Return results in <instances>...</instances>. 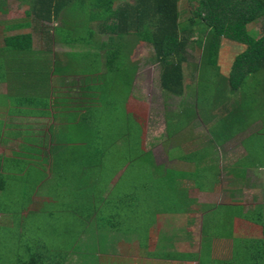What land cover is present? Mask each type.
<instances>
[{"label": "crops", "instance_id": "obj_1", "mask_svg": "<svg viewBox=\"0 0 264 264\" xmlns=\"http://www.w3.org/2000/svg\"><path fill=\"white\" fill-rule=\"evenodd\" d=\"M19 1L29 7L12 10ZM33 9L29 1L0 0V14L6 16L0 27L7 32L5 47L0 50V216L10 211L19 221L21 234L37 233L25 239L26 256L17 263L242 264L249 259L245 250L262 236L248 239L241 233L252 228L259 231L261 225L254 223L259 216L264 217L258 200H264V69L252 73L247 66L230 81L231 70L226 74L215 72L218 61L204 65L203 50H199L200 64L193 74H187L183 64V80L169 91L160 80L165 95L177 100L174 107H168L167 102L161 106L167 112L166 129L168 114L177 117L166 145L177 143V135L186 138L184 145L181 140L175 147L169 146L173 153L182 149L180 154L172 157L164 148L156 154L148 150L147 127L149 120L157 117L150 103H144L149 114L143 116L146 127H142L143 138L138 140L143 150L132 153L136 146L104 134V117L99 111L111 103L102 100L104 94H100L98 83L85 85L83 78L88 73H83L81 82L71 83L76 71L70 59L85 66L97 58L98 68L92 75H98V70L107 68V45L114 53L115 67H120L117 71L129 65L125 77L132 78L127 87H135L138 65L131 62V57L138 35L132 25L136 18L128 17L130 26L123 24L122 37L116 26L101 33L97 25L96 31L88 33L89 40L79 43L93 50L63 52L66 59L57 47L78 32L71 33L61 21L31 16ZM180 23L184 25L185 21ZM186 23L190 24L189 17ZM200 33L203 38L204 32ZM263 35L264 29L254 34L255 38ZM142 43L151 53L148 43ZM245 50L238 48L235 53ZM232 54L221 47L218 59L226 57L233 67ZM214 74L230 89L201 102L202 89H208L206 80ZM118 83L121 86L120 80ZM75 89L81 94L76 96ZM254 111L256 115L247 119ZM90 141L96 152L87 147ZM144 151L150 159L139 161ZM162 155L168 167L183 164L189 170L167 168L163 172V166L155 161ZM107 160L113 170L111 176L105 167ZM116 179V194H109L113 188L106 186ZM219 197L223 199L217 204ZM211 200L216 203L210 204ZM258 201V207H253L251 202ZM61 203L65 204V214L54 217L53 210ZM27 210H35L32 218ZM46 211L52 219L45 227ZM103 211L107 220L100 223ZM75 212L78 220L72 223L69 213ZM52 225L60 227L61 240H47ZM153 228L159 236L147 245L145 235ZM187 247L198 253H191Z\"/></svg>", "mask_w": 264, "mask_h": 264}, {"label": "rangeland", "instance_id": "obj_2", "mask_svg": "<svg viewBox=\"0 0 264 264\" xmlns=\"http://www.w3.org/2000/svg\"><path fill=\"white\" fill-rule=\"evenodd\" d=\"M194 5H196V4H194ZM24 6L29 7L26 3L19 1L15 6H13L12 10H14L15 7H18V9L23 11V8H25ZM179 6H180V14H181L180 20L182 22L185 21L184 25L187 27L186 30H184V31L182 30L183 34H181V36H182V38H186V39L188 38L189 39V42L187 45L188 47H187V50L185 51V58H186V61L184 62V66L186 67L185 71L187 74H190V73L193 74L194 71L196 70L197 65L200 64L201 56H200L199 50L200 51L203 50L202 51V59L205 60L204 65L210 64L208 62L210 55H208V53L206 54V50H204V48H202L200 46L201 45V42L199 41V39H201L200 38L201 33H199L200 31L194 25L186 23V21L188 19V15H189V13L187 12L188 10H186L189 7L188 0H179ZM88 13L89 12H86L85 15H88ZM5 20H6V16L2 15V13H1L0 14V25H2ZM69 20H70V26H69L68 30L71 33L78 32L81 29L82 30L78 33L77 36H73L72 38H69L66 41L67 42L66 44L63 43L62 41H60V47H57V52H60V54H62V56L65 57L63 55V52H67L70 54H76V53H83V51H85L87 49H88V51H92L93 50L92 47H89V46H86L83 44H79V43L82 41V39L89 40V37H88L89 34L88 33L94 29L96 31L97 23L91 25V27H90L89 22H87L89 20L88 18H87V21H79L80 20L79 15H73V13L69 16ZM76 23H77V25H76ZM251 23H253V22H251ZM250 24H248V27H247L248 28V34L251 37L255 38L256 36H254V34L256 35L257 32L263 31L264 17L259 18L253 24H251V25ZM110 34H113V33H110ZM6 37H7V32H5L4 27L1 26L0 27V50L5 47L4 40ZM108 38H109L108 35H105L103 37V39L106 41L108 40ZM210 38H211V36L208 33H207V35L204 33L203 39L205 41H204L203 45H206ZM257 39H259V38H257ZM144 41L145 40L143 39V35L139 34V33H138L137 37L134 38V45H135L134 50H135V52H134V56L131 57V62L135 63V65H138V77H137V82H136L135 87L134 86H131L130 88L127 87V83L129 81V79L132 78L131 75L123 78V82L121 81L120 82L121 86H119L118 80L115 79V77H116V72H114L115 69H113V71L109 72L108 78H110V79H106L104 81H101V83H99L98 75L92 76L90 79L86 75L83 78V81H85V85H89L90 83L91 84L98 83L100 86V89H99L100 94L103 95V93H105V92L107 93L105 96L104 95L102 96V99L104 101L110 102L111 105L109 107L107 104H105L104 109H101L99 112H101L100 113L101 117H104V119H105V120L103 119L102 123H104V126L103 125L102 126H103V130H104L103 132H104V134L107 135L108 138L109 137L115 138V140L117 141V139L120 137V140L124 139V141L127 145L133 144L134 146H136L134 148V149H136V151H133L132 153L143 150L142 147L140 146V144H138V140L143 138L142 127H146V124L143 125V122H144L143 116L144 115L147 116L149 114L148 106L145 105L144 103H146V104L150 103L151 106L154 108V110H155L154 113L157 115V117L155 118V120H149L150 125H149V127H147L146 145L148 147V150L153 151L156 154L157 151L164 148V149H166L165 154L173 157L174 155L180 154L178 152H180L182 149H180V150H178V148L174 149L176 151H175V153H173L172 150H170L171 148L169 146L175 147V145L178 142H180L181 140L182 141L180 142V144L183 143V145H184L187 142H186L185 137H181V136L177 135L174 138L177 143H170V144L166 145V143H168V139H169L168 138V132H171L174 128H176V126H174V124L176 123L177 117L173 114H170V113L168 114L169 115V124H168V129H166L167 128V124H166L167 123V112H164L163 107L161 106V103L167 102L168 107H174V103L176 104L177 100L169 99L168 96L165 95L166 92L160 87V80H161L160 65L157 62L156 63L151 62L150 54H152V52L151 53L148 52V50L145 48L144 43H142ZM46 45L48 46V44H46ZM228 47H231V45H226V47H224L223 49H226L227 51H230V53L235 54V51H237V49L241 46L238 45L235 48H228ZM244 48L246 49L247 45ZM153 54H154V51H153ZM234 54H232V56H230V58H233V56L236 57V56L240 55V53H236L235 55ZM65 58L68 59L67 57H65ZM98 61L99 60L96 58V61L90 60V61L86 62L85 66H81V65H78V63L75 60L70 59V63H71V65H73L74 71H76V74L74 73V75L71 76V83L76 82V81L78 83V80L81 82V76L83 75V73H85L86 70H90L91 72H96V70L98 68ZM216 61H218L219 66L215 72L218 73L219 71H223V73L226 74V73L230 72V70H233L232 67H229L230 63L226 61V57H224V59H222V58L217 59ZM124 62H125V59L123 58V63ZM105 66H107V67L114 66L115 67V64L113 63L111 65L108 64ZM117 68H120V67L117 66ZM128 69H129V65H126L123 68V71H124L123 76H125L127 74ZM102 72L107 73V68L105 69V71L103 68ZM89 75H91V74H89ZM1 77H2V73H0V78ZM217 77L218 76H216V74H214V77H212L210 80H208V79L206 80L208 89H202L203 90V98L200 96L201 102H203L204 100L211 97V95H215L216 93H218L222 89H227V90L230 89L228 85H225V80L223 78H219L217 81V79H216ZM247 79H249V78H247ZM123 83L125 86H123ZM73 93L76 94V96L81 94V92H77L76 89L73 90ZM122 94H126L125 99H124L125 95L122 96ZM119 99H124V101L121 103V102H119ZM214 100H215V98H214ZM200 110L201 109L199 107V111ZM246 112H247V110H246ZM255 115H256L255 111L250 112L249 116H247V119H251V117L255 116ZM171 125H172V128L170 127ZM100 126H101V124H100ZM209 126H210V129H211V127H213V125H211V124ZM207 129L210 130L208 127H207ZM218 129H219V125H218ZM125 136H127V137H125ZM260 138H263V137L260 136ZM100 143H101V140L99 141V144ZM87 147L89 148V150L93 151L91 141L87 143ZM1 149H2V146H0V153H1ZM166 151H167V153H166ZM93 152H96V150ZM147 154L148 153L144 151L143 152L144 157L142 159H139V161H141L143 159L145 161H148L150 158L146 156ZM154 155H153V157H154ZM155 158H156V156H155ZM165 160H167V159L163 155H162L161 159H157V160L155 159V161H157L156 163L161 164L163 166V169H162L163 172L167 168H168V170H172V171H175V170L187 171V170H189L188 168H186V166L184 167L183 164H172V165H169V167H168V165L165 163ZM105 167L109 171V176L113 175V170L110 168V163L108 162V160L106 161ZM198 171H200V172L203 171L202 165L199 166ZM162 175H164V174H162ZM116 182H117V179L113 184H111L110 186H106V187L113 188L114 185L116 184ZM142 182H144L143 179H141V183ZM127 183H129L131 185L132 181L128 180ZM120 186L122 187V186H124V184L122 183ZM102 190H103V188H102ZM115 191L116 190L113 188L109 194H114V193L116 194ZM220 199H223V198L219 197L217 204L221 203ZM258 200H261L259 208L262 207V210L264 212V200H262V199H258ZM224 202L225 201H223V203ZM214 203H216V201L211 200L210 204L213 205ZM258 203H259V201L257 203L251 202L252 206L255 208L258 207V205H259ZM40 204H42V202ZM64 207H65V204L61 203L59 206L54 208L52 215L54 217L64 216V214H65L64 213ZM27 212H28V215H30V217L32 218L33 212H35V210L34 211L33 210H27ZM105 212L106 211H103V219L100 223H102L104 221V219H106V217H107V216L104 217ZM69 215L72 216L71 217L72 223L77 219V216H78L76 214V212L74 215L71 213H69ZM44 216L46 217V224H45V227H46L47 224H49V222L51 221L52 217L50 216L48 211H46V213H44ZM143 223H144V220L141 221V224H143ZM256 224L260 225L258 223H256ZM3 226H6V228H8V229L5 228V229L0 230V254L3 255V257L0 259V264H20V263H17V260L20 257H24L23 259H25V256H26L25 255L26 254L25 239L37 236V233L34 231H27L26 233L21 234L19 232V229H21V227L19 226V221L17 218L14 217V215H11L10 211H9V215L1 213L0 227H3ZM253 226H256V225L253 224ZM50 230L51 231L49 234V238L47 240H49V239H52L54 241L61 240L60 227H56L55 225H52L50 227ZM258 230L259 231L254 230V228H252L251 230H246L247 233L243 232V233H241V236L248 238V239H251V238H253V236H256L257 234H261L260 233V232H262L261 227H259ZM158 236H159L158 230L156 232L154 230V228L150 229L149 231H147V233L145 235L146 244L149 245L151 239H154L155 241H157ZM6 242H8V244ZM237 247L238 246L235 247L236 250H237ZM186 250L190 251L191 253H198V250L193 248V247H187ZM245 253H246V256L248 257L251 252L248 253V249H247V252L245 250ZM202 256H203V254H202ZM245 262H247V259L243 263H245Z\"/></svg>", "mask_w": 264, "mask_h": 264}, {"label": "trees", "instance_id": "obj_3", "mask_svg": "<svg viewBox=\"0 0 264 264\" xmlns=\"http://www.w3.org/2000/svg\"><path fill=\"white\" fill-rule=\"evenodd\" d=\"M24 1H29L34 7L31 16L36 14L39 19L61 21V25L68 29L70 26L69 16L73 13V15H79V21H87L88 18L87 22L90 27L95 23L99 24L101 33L111 31L110 29L116 26L121 37L123 24L129 27L128 17H135L136 21H132L133 27L143 35V39L151 49L154 62L161 66V81L164 89L169 91L176 87L178 81L183 80V64L186 61L185 51L189 39L181 36L182 30H186V26L182 25L179 20L181 16L179 0ZM188 2L190 24L200 32H207L211 36L206 45H203V38L199 39L200 46L206 50V54L210 55L208 60L210 64L217 63L221 47L231 45L228 48H235L239 45L241 51L247 45L246 50L234 59L230 81L237 79L238 74L247 66L250 72L253 71L252 73L264 69V35L259 39L253 38L248 34L247 28L251 22L264 17V0H188ZM86 12H89L88 15H85ZM107 50L108 46L106 45V65H111L114 61L112 58L114 53H111V48ZM113 69L116 72L115 79L123 81L124 71L122 69L117 71V67L109 66L106 74H102L98 70L99 83L110 79L108 74ZM85 73H88L89 79L93 76L90 70ZM103 94L105 96L107 93ZM258 218L256 223L261 225L260 235L262 237L258 238L259 240L255 239V242L252 241V244L247 248L248 253L251 252L248 256L249 259L247 258V262L242 264H264V217L259 216ZM236 251L234 254H237Z\"/></svg>", "mask_w": 264, "mask_h": 264}]
</instances>
